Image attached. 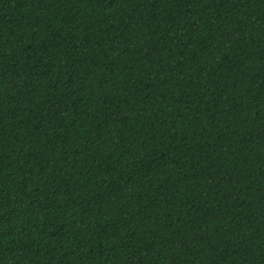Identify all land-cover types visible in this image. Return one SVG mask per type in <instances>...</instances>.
<instances>
[{"label":"trees","instance_id":"16d2710c","mask_svg":"<svg viewBox=\"0 0 264 264\" xmlns=\"http://www.w3.org/2000/svg\"><path fill=\"white\" fill-rule=\"evenodd\" d=\"M0 264H264V0H0Z\"/></svg>","mask_w":264,"mask_h":264}]
</instances>
